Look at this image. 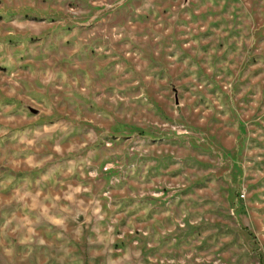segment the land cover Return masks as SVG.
<instances>
[{"label": "rangeland", "instance_id": "374dc122", "mask_svg": "<svg viewBox=\"0 0 264 264\" xmlns=\"http://www.w3.org/2000/svg\"><path fill=\"white\" fill-rule=\"evenodd\" d=\"M0 264H264V0H0Z\"/></svg>", "mask_w": 264, "mask_h": 264}, {"label": "water", "instance_id": "95a60500", "mask_svg": "<svg viewBox=\"0 0 264 264\" xmlns=\"http://www.w3.org/2000/svg\"><path fill=\"white\" fill-rule=\"evenodd\" d=\"M34 110V109H33ZM35 111V110H34Z\"/></svg>", "mask_w": 264, "mask_h": 264}]
</instances>
